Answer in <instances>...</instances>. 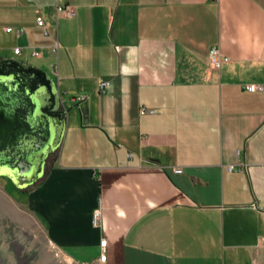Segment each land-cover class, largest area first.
<instances>
[{
  "label": "crops",
  "instance_id": "crops-1",
  "mask_svg": "<svg viewBox=\"0 0 264 264\" xmlns=\"http://www.w3.org/2000/svg\"><path fill=\"white\" fill-rule=\"evenodd\" d=\"M65 4L73 18L0 0V59L48 73L65 112L23 195L53 250L97 264L104 239V264H263L264 0Z\"/></svg>",
  "mask_w": 264,
  "mask_h": 264
},
{
  "label": "water",
  "instance_id": "water-1",
  "mask_svg": "<svg viewBox=\"0 0 264 264\" xmlns=\"http://www.w3.org/2000/svg\"><path fill=\"white\" fill-rule=\"evenodd\" d=\"M64 131L65 112L50 75L16 59H0V178L18 191L33 187Z\"/></svg>",
  "mask_w": 264,
  "mask_h": 264
},
{
  "label": "rangeland",
  "instance_id": "rangeland-1",
  "mask_svg": "<svg viewBox=\"0 0 264 264\" xmlns=\"http://www.w3.org/2000/svg\"><path fill=\"white\" fill-rule=\"evenodd\" d=\"M55 159L56 152L47 158L45 168ZM23 195L0 178V264H73L53 250L38 220L23 204Z\"/></svg>",
  "mask_w": 264,
  "mask_h": 264
},
{
  "label": "built area",
  "instance_id": "built-area-1",
  "mask_svg": "<svg viewBox=\"0 0 264 264\" xmlns=\"http://www.w3.org/2000/svg\"><path fill=\"white\" fill-rule=\"evenodd\" d=\"M55 12L56 15L59 17H63V18H73L74 17V10L72 9V7H70L69 5L65 4V0H55ZM36 25L43 30L44 35L48 36V31H47V27H46V23L44 21V19L41 16H38L36 18ZM11 29H6V32H10ZM57 50V44L54 43L53 46V52L55 53ZM20 53V50L18 48L14 49V54L18 55ZM229 60L228 58L224 57L221 55L219 49L217 47H212L209 51L208 54V63L209 66L215 70H218L220 68V66L224 63H227ZM108 86V82L107 81H100L98 83V90L99 91H103L106 89V87ZM262 89L259 86L256 85H249L246 87L247 91L253 92L256 90ZM84 99L82 98H77L76 102L78 103H82ZM149 113H153V111H149ZM130 157V156H129ZM233 169L232 166H228V170L231 171ZM174 173L176 174H180L182 173V171L180 169L174 170ZM92 223L95 227H97L100 224V211L96 210L93 213L92 216ZM105 250H106V240H102L100 242V253H99V257H98V261L97 264H104L106 261V254H105Z\"/></svg>",
  "mask_w": 264,
  "mask_h": 264
}]
</instances>
